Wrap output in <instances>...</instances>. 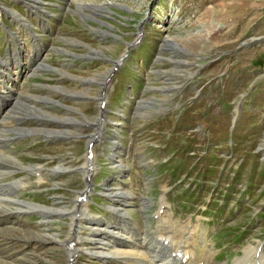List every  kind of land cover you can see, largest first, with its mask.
Segmentation results:
<instances>
[{"label":"rangeland","instance_id":"obj_1","mask_svg":"<svg viewBox=\"0 0 264 264\" xmlns=\"http://www.w3.org/2000/svg\"><path fill=\"white\" fill-rule=\"evenodd\" d=\"M2 1L0 0L1 6L9 8V11L12 9L16 11L15 8L9 6H16L18 3L25 15L31 17L35 23L38 22V15H32L35 13V8L28 10L30 1L24 0L27 5H25L23 0H8V3L7 0ZM38 1L40 3L38 8H44L43 5H45V8L49 10H41L44 18L43 23L60 27L56 44L62 45H56L54 48L59 51H66L65 54L61 53L58 55L55 50H50L47 55L46 61L53 64V68L63 74L57 76L64 86H56L58 88L49 90L44 97L61 93L60 97L62 98H59V102L63 103V99L70 102L65 99V94H69V97L84 95L81 98L82 103H78L79 110L83 111L85 115L91 116L95 114L96 108L95 110L91 108V100H94L96 94L95 86L97 85V80L102 77L103 73H109L110 68L113 66L112 58H118L119 55L125 53V50H128L125 59L113 71L111 70L113 72L112 78L115 77L117 71L122 69L117 76H128L122 83L133 81L132 86H136L140 82L137 85L139 88L136 89H139L140 92L136 94L137 98L134 95L130 100L128 98L129 95L124 94L121 105L117 102V100L121 99H115L110 104V132L108 133L111 137H115L122 143L126 140V132L132 127L131 132L137 131L139 133L140 139L137 142V147H135L138 152L137 158H139L141 152L148 150L147 140L151 139V137L144 130L146 124L136 120L138 114L133 117V124L128 120L126 112L129 107L131 115L137 109L144 111L143 114H147L148 112H154L158 107L163 108L162 105L173 108L172 105L183 106L186 104L189 105V112L193 118L192 122L195 119H199L202 126H206L203 128V132L206 131L208 134L216 136L212 137L213 141H222L223 148L222 146H216L217 154L214 152L216 159L211 160L213 164L211 168L208 162H210V158L213 155H203L202 151L196 152L193 149L194 152L184 158L185 160L187 158L188 162H181L184 164L183 166L188 168L191 165L193 170L197 169L205 176L211 175L210 169H217L214 174L224 178L229 174V170L234 169L237 174L246 176L245 180L239 179L240 181L248 180L246 181L248 185H251V183L255 185L260 181V178L255 179L256 177L253 174V168L259 162L251 164V161L255 158L251 153L257 150V146H259L264 137V0ZM77 2L88 4V6H85L86 8H83L84 15L88 17L83 18L76 13ZM90 4L107 6V10L103 9L106 14H95L90 9ZM17 7L19 8V6ZM38 8L35 10L37 11ZM32 10L34 13H32ZM3 15L7 20L6 25H15L12 20L14 18L12 13L10 14L12 18L7 17L8 13L6 11H3ZM14 19L16 22L17 18ZM102 19L107 21L108 24L101 23ZM138 25L142 29L143 25H145L144 30H142L144 32H142L140 38H137L138 30H140ZM98 28L104 30V32H100ZM53 31L56 32L57 29ZM139 39L141 40L138 42ZM72 42L74 43L73 45ZM85 45H88V47ZM89 50L91 52H88ZM71 51H76L77 53L70 54ZM83 52L85 54H82ZM83 56L85 57L83 58ZM88 56L91 57L85 59ZM124 62L126 64L123 65ZM65 75H70L69 77L80 75L85 79L84 84H78L76 80L69 79ZM52 76L54 77V75ZM36 80H38L36 76L30 78L28 81L29 85H32L33 81ZM122 83L119 86L120 88ZM115 86L113 84V88ZM79 91L82 92L79 93ZM193 95H197V97H193ZM27 97L21 100H23V103L30 105L26 101ZM55 97H58V95H55ZM138 97H140L139 101ZM40 102L41 105L31 104L30 106L42 107V110L49 111L52 115L68 117L64 113H69L73 115L72 119L78 118L70 111L71 107L67 106L66 109H62L59 106L61 104L59 102H51L50 104H44L43 100ZM237 105H239V114L236 121L237 127L233 132V138L236 143L231 147L234 153L228 157L227 153L229 151L222 153L221 150H225L226 146L223 140L230 136V132H226V130L230 127L232 117L236 115ZM19 110L21 113L31 114V111L24 106L20 105ZM147 120L148 118L146 117L144 121ZM48 121L52 122V124L56 123L52 119ZM49 128L55 129L59 127H56L55 124ZM113 131L116 132L114 133ZM33 132L38 134L39 130H34ZM84 133V131H81L82 135L79 139L83 138V141L86 142ZM180 133L181 135L175 144L177 149H181L184 144L183 137L185 132L181 130ZM122 135V139L119 138ZM219 135H222L221 140ZM74 141L76 140L68 143V141L63 140L57 145L43 147L40 150L41 152H35L34 157L48 158V154L44 155L45 153L43 152H50L51 154L57 153L66 157L67 163L74 162L78 164L83 162L84 143L80 140ZM105 142L102 143L104 146ZM208 144H202V146L206 147ZM117 149L119 150L121 147ZM96 152H98L97 148ZM258 152L262 153V149H258ZM10 154L14 155L13 152H10ZM19 157L24 159L21 156ZM120 159L125 163L126 157L121 155ZM100 160L101 154L96 153V161L100 163ZM107 160L106 169L108 175L113 168H111L112 162L109 159ZM193 161H195L194 164L192 163ZM135 164L136 161L134 160ZM143 164L146 166L148 175L147 186L150 187L147 189V195L144 198L147 201L145 204L143 203L147 206L150 199L155 200L156 192L163 181L164 172L161 165L157 166L155 162L143 161ZM221 164L225 165L222 167L223 172L219 173L218 168ZM60 165H62V162L58 161L53 167L58 169ZM48 166L50 169L52 168V165L48 164ZM96 176L97 181H100L103 176V166L102 171L100 168L94 178ZM117 176L121 179L124 177ZM66 177L67 174L62 175L60 180ZM67 181L71 188L81 187L83 173L76 171L75 175L67 177ZM118 181L112 177L110 183ZM187 186V188H190L191 184ZM230 186L232 185H228V187ZM187 188H185V185L176 182L168 190V195L174 196L175 199L178 196L184 197V193L188 192ZM60 189L62 192L58 193L63 194L61 200H65L66 204L73 202L74 191L70 192L67 188ZM197 191H200V189H197ZM259 197L257 195L255 199H259ZM42 201L46 200L43 199ZM50 201L49 197L47 203H50ZM261 201H263V198H260ZM106 202H110L108 196L100 204L103 205ZM58 205L61 204L48 205V207H57ZM130 206L132 208L128 207L127 209H131V212L122 213L118 216L107 207V219L117 226L122 224L125 219H136L137 216L141 215L137 211L140 207ZM94 212V215L98 217L106 214L100 208L95 209ZM51 218H47L45 226L50 225L47 231L50 233L52 231L55 232V236L58 238L62 237L68 226V221H66L68 217H60L57 214L54 217L51 216ZM91 224L97 225L96 222ZM18 230L23 231L19 228ZM50 233L45 234V236H51ZM56 241L58 240L54 238L47 241L49 245L46 246V253L43 254L45 257H51L52 260L49 264H56L53 261L54 258H52V254H57ZM96 250H100V247L96 248ZM100 251L107 253L108 248ZM97 259L96 254L94 256L85 255L79 259V264H96Z\"/></svg>","mask_w":264,"mask_h":264},{"label":"bare ground","instance_id":"obj_2","mask_svg":"<svg viewBox=\"0 0 264 264\" xmlns=\"http://www.w3.org/2000/svg\"><path fill=\"white\" fill-rule=\"evenodd\" d=\"M30 1V4H29V6H28V8H38V7H40V3H39V1L38 0H27V2H29ZM78 3V5H77V11H76V13L79 15V16H81V17H83V18H86V17H88V16H86V15H84L85 14V12H84V10H83V8H86L85 6L87 5L88 6V4L87 3H83V2H77ZM92 4V3H91ZM90 4V5H91ZM1 6V5H0ZM90 7V9H92L93 10V12L95 13V14H106L105 12H103V9H106L107 10V6H105V7H103V6H101V5H91V6H89ZM88 8V7H87ZM9 9V8H8ZM69 9H71V8H69ZM1 11V10H0ZM108 11H109V9H108ZM10 12V14L12 13L13 14V17L14 18H17V21H16V23L17 24H20V22H23V20L25 21V16H23V14H20V13H18L17 11H15L14 9H12L11 11H9ZM36 13H39V12H37V11H35ZM107 23V21H104L103 19H102V21H101V23ZM26 23V22H25ZM27 24V23H26ZM108 24V23H107ZM96 29V28H95ZM98 30L100 31V32H104V30H102V29H100V28H98ZM139 31H141V28H140V30ZM137 40V39H136ZM135 44V43H134ZM132 45V44H131ZM60 49V48H59ZM94 50V49H93ZM22 51V48L19 46V53ZM94 51H97V50H94ZM120 56V55H119ZM121 56H123V54L121 55ZM14 57H19L18 55H14ZM33 57H34V55H33ZM122 58V57H121ZM4 60H6V59H4V58H0V62H4ZM117 60H121L120 59V57L117 59ZM44 66L45 67H48L46 64H44ZM110 70H111V68H110ZM109 70V71H110ZM108 73V72H107ZM68 76V75H67ZM70 76V75H69ZM82 92V91H81ZM80 91H79V93H81ZM143 92V91H142ZM143 94V93H142ZM45 100H43V103L44 104H50L51 102H53V103H58L59 101H56L55 99H54V97L53 96H45ZM21 101V106H24V107H26V108H28L30 111H31V114H29V116L30 115H32V116H34V117H39L40 119H44L45 121H47V122H49L48 120H50V119H52V118H57L59 121H60V124L58 125V127L59 128H55V129H50L48 126H45L44 128H39V127H37V128H31V129H29V131H31L32 133H34L33 131L34 130H39V133L38 134H41V133H43L44 131H48L49 133H54V132H59L60 131V129H62L64 126H62V124H61V122H62V120H66V119H68V120H72V117H73V115H70L69 113H64V114H66L68 117H64V116H60V115H52L51 114V112H49V111H45V110H42L41 108H39V107H32V106H30V105H28L27 103H23V100H20ZM59 103H61V102H59ZM62 104V103H61ZM20 106V105H19ZM44 106H47V105H44ZM57 112V111H56ZM41 116V117H40ZM45 116V117H44ZM71 116V117H70ZM5 117H3V119H4ZM76 118V117H75ZM78 119V118H77ZM4 123V122H3ZM3 123H0V129H2V125H3ZM55 125V124H54ZM62 132H64V131H62ZM1 134V133H0ZM34 134H36V133H34ZM114 143L116 144L117 143V141H114ZM261 145H264L263 143H260ZM62 165H60L59 167H61ZM58 167V168H59ZM51 170V169H50ZM108 191L109 192H111V193H115V194H117V199H124V201L126 202V204L129 202V200L127 199V198H129V197H132V195L131 194H129L128 192H126L125 190H123L122 188H114L113 186H111V185H108ZM149 202V201H148ZM58 203H59V201H58ZM58 203H56V204H58ZM146 203V201L144 202V204ZM41 207H43L44 209H46L47 210V215L45 214V216L47 217V218H49V217H51L54 213H57L58 211H60V212H63L64 210H65V208H66V206L65 205H58L57 207H55V206H52V207H48V206H42V205H40ZM117 209V208H116ZM119 211H120V209H118ZM108 224H107V248H108V254H112V255H114V256H116V257H120V258H122L124 261H125V264H153V262H152V259L151 258H147V254L144 252V251H140V250H138V249H136V248H133L132 246H133V244L135 243V236L134 235H132V238L130 239V240H126V239H124L123 237H121V236H119V235H116V234H122L126 229H127V227H125V225H126V223H124L123 224V227H125V228H122V226L119 228V227H112V223L111 222H107ZM99 239V238H98ZM99 240H101V239H99ZM52 242V241H51ZM57 242V241H56ZM172 248L173 249H176V247L175 246H172ZM104 250V249H103ZM189 252V250H187V249H184V253H188ZM137 254H141V256H142V263H136L135 262V256L137 255ZM173 264H177L176 263V260L174 259L173 260Z\"/></svg>","mask_w":264,"mask_h":264}]
</instances>
